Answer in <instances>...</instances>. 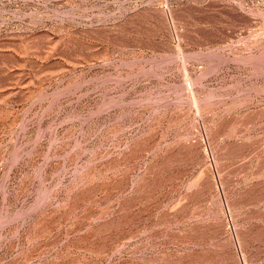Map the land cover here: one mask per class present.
Wrapping results in <instances>:
<instances>
[{
	"label": "rangeland",
	"instance_id": "1",
	"mask_svg": "<svg viewBox=\"0 0 264 264\" xmlns=\"http://www.w3.org/2000/svg\"><path fill=\"white\" fill-rule=\"evenodd\" d=\"M0 264H264V0H0Z\"/></svg>",
	"mask_w": 264,
	"mask_h": 264
}]
</instances>
